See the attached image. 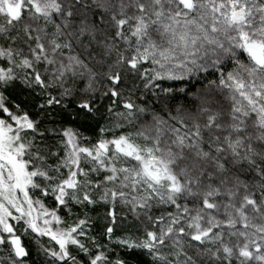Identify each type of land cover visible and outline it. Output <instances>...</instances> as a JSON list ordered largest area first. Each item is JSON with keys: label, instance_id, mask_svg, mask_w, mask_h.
Wrapping results in <instances>:
<instances>
[{"label": "snow or ice", "instance_id": "1", "mask_svg": "<svg viewBox=\"0 0 264 264\" xmlns=\"http://www.w3.org/2000/svg\"><path fill=\"white\" fill-rule=\"evenodd\" d=\"M0 264H264V0H0Z\"/></svg>", "mask_w": 264, "mask_h": 264}]
</instances>
